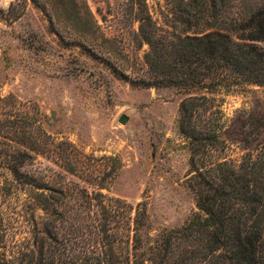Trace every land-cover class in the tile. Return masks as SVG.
I'll return each mask as SVG.
<instances>
[{"label":"rangeland","instance_id":"obj_1","mask_svg":"<svg viewBox=\"0 0 264 264\" xmlns=\"http://www.w3.org/2000/svg\"><path fill=\"white\" fill-rule=\"evenodd\" d=\"M169 1L0 0V97L14 95L19 107L42 119L31 133L45 143L23 167L43 189L19 186L10 170L0 168V254L26 245L38 251L35 222L43 233L57 214L35 199L36 192L51 196V208H57L59 186L146 202L149 240L163 229L183 226L198 211L180 108L186 97L207 89L170 83L155 73L140 32L139 18L147 12L163 25L158 34L173 31L161 13ZM258 8L264 0H231L218 25L192 32L223 31L239 40L258 31L231 28H240L250 17L246 14ZM251 42L264 49V35ZM235 83L208 94L221 100L226 128L239 110H256V117L264 113V85L237 77ZM123 115L129 118L125 124ZM252 122V129L263 126ZM5 149L2 156L12 157L19 148ZM243 154L235 143L215 152L216 158L237 160Z\"/></svg>","mask_w":264,"mask_h":264},{"label":"trees","instance_id":"obj_2","mask_svg":"<svg viewBox=\"0 0 264 264\" xmlns=\"http://www.w3.org/2000/svg\"><path fill=\"white\" fill-rule=\"evenodd\" d=\"M230 1L170 0L167 12L161 11L173 29L167 35L158 34L164 27L150 12L139 18L141 36L150 46L147 62L155 73L170 83L207 89L186 97L180 108V129L192 154L189 184L198 209L193 217L149 240L144 201L132 204L98 189L59 186L58 206L51 208L54 199L37 191L35 199L46 210L55 209L57 219L43 231L47 238L35 222L43 235H37L38 251L19 246L12 254H0V264H264V113L256 117V110H239L226 128L221 100L208 95L234 87L236 77L264 85V49L251 42L263 38L264 8L246 14L250 17L240 28H231L258 31L239 40L223 31L192 32L218 25ZM252 119L263 126L250 128ZM36 124L42 119L19 107L14 95L0 97V168L10 170L19 186L43 189L23 171L45 144L31 133L39 130ZM227 143L244 151L239 160L216 158ZM5 146L19 149L4 157Z\"/></svg>","mask_w":264,"mask_h":264},{"label":"water","instance_id":"obj_3","mask_svg":"<svg viewBox=\"0 0 264 264\" xmlns=\"http://www.w3.org/2000/svg\"><path fill=\"white\" fill-rule=\"evenodd\" d=\"M128 120H129V118L126 116V115H123V116H121V118H120V122L121 123H127L128 122Z\"/></svg>","mask_w":264,"mask_h":264}]
</instances>
